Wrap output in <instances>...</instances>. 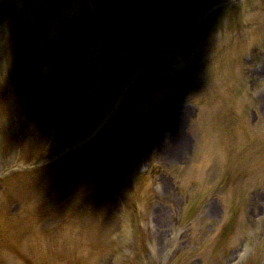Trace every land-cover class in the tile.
Listing matches in <instances>:
<instances>
[{"label":"rangeland","instance_id":"374dc122","mask_svg":"<svg viewBox=\"0 0 264 264\" xmlns=\"http://www.w3.org/2000/svg\"><path fill=\"white\" fill-rule=\"evenodd\" d=\"M212 4L213 8L220 6V9L212 14L214 17L210 21L206 18L203 24L199 23L201 12L212 10ZM2 9L6 10L4 14ZM223 17L225 21H222ZM104 18L110 19V24L104 28H96L92 23L94 19ZM42 20L44 23L38 26ZM219 26L221 28L216 30L218 38L214 40L211 31ZM188 27L193 28L190 34H200H196L200 50L193 44L188 51V56L197 57L200 66L185 74L184 82L171 83L194 93L190 98L174 99L173 95L160 90L162 71L155 69L156 74L144 75L142 85L139 83L146 97L140 109L143 117L151 104L164 106L165 116L179 112L177 128L185 125V137L189 141L193 139L195 145L189 158L183 157V162H166L160 152L162 141H166V132L155 129L152 118L150 122L138 118V128L144 120L151 126L139 144L138 151L145 155L143 166L136 161L133 164L136 175L131 181L130 196L138 209L137 235L127 239L118 237L119 227L116 225L120 218L116 193L108 181L84 178L93 185L86 183L79 197L70 192L63 200V205L79 206L85 229L82 237L88 245L89 242L93 245L96 255L92 264H231L241 247L249 242L253 247L251 264H264V222L253 221L264 210V0H0V51L4 50L0 56V86L9 85L11 75L18 83L17 88L24 90L23 94L8 102L9 111L0 109V122L15 114L17 105L29 103L31 109L37 110L38 107L43 111L62 107L67 101V86L73 73H80L76 65L82 58L92 59L94 66L91 71L89 66L83 69L87 80L84 87H89L90 74L106 75L112 84L118 77L116 66L121 68L124 63L117 55L118 48L136 54L156 33L170 31L175 35L181 28L186 33ZM27 31L36 36L40 32V36L34 41L25 37ZM23 43L31 50L26 51ZM112 43L118 46L114 51H110ZM43 47L44 51H40L39 48ZM245 47L246 54L240 57V50ZM13 48L17 49L14 51L18 57L15 53L13 57L17 67L8 72L11 66L9 52ZM61 52L67 54L60 58ZM41 53L43 61L39 60ZM57 63H64L65 67L56 70ZM211 72L215 75L210 83L214 84L210 86L212 94L205 96L195 92L203 76ZM155 75L156 81L152 79ZM170 86L173 85L168 84L167 89ZM104 88L106 90V86ZM244 91L250 104L244 108L246 118L241 116L237 122L228 101L233 97L242 98ZM139 94L140 91L136 90L131 102H138ZM0 98H3L1 91ZM110 98L107 100L106 96L102 100H107L105 105L108 106ZM202 101L206 104L212 102L214 106L203 108ZM131 102L126 99V103ZM203 114L207 116L206 138L209 143L199 150L202 131L196 125L203 121ZM133 117L135 119L138 115L134 113ZM126 126L130 128L129 124ZM228 126L235 130L234 140L223 154L216 146L213 148L210 140H218L220 130L227 134ZM2 129L0 126V171L11 165H23L15 160L18 157L15 146L18 137L13 138L14 131ZM51 130L44 150L60 151L65 143L62 135L65 126H52ZM133 136L135 142L136 131ZM57 152V155L32 163L34 168L45 167L50 159L58 157ZM251 156L256 160L247 162ZM203 165L212 173L208 168L201 170ZM39 172L44 183L42 192L44 190V195L50 197L49 181L45 172ZM16 178L15 172H10L0 180L3 213L7 217L13 215L8 212V206L17 209L16 212H21L22 207L38 208L44 211L37 218L45 216L42 221L45 228L58 227L62 214L51 212L52 204L45 197H36L32 202L25 198L14 200ZM198 208L205 210L207 218L203 228L197 230V221L194 225L193 218ZM0 224L6 227V217L0 220ZM226 226L229 233L224 236ZM60 227L64 228L67 239L69 234L62 220ZM156 235H159L158 243L156 239L151 240V236ZM170 236H173L172 240H168ZM135 237L139 238L136 245L132 244ZM70 246L75 253L85 254L83 245Z\"/></svg>","mask_w":264,"mask_h":264},{"label":"bare ground","instance_id":"6f19581e","mask_svg":"<svg viewBox=\"0 0 264 264\" xmlns=\"http://www.w3.org/2000/svg\"><path fill=\"white\" fill-rule=\"evenodd\" d=\"M69 119L71 121V123L74 125V121L73 119L70 118L69 116ZM178 121V119L175 121V123ZM26 124H33L37 129L40 128L39 124H38V121L34 118V117H31V116H25L23 118V120L20 122L19 126H18V130L20 131H26L24 129V126ZM166 127L168 128L169 125H170V122L168 120L167 123H165ZM182 129H184V126L182 125L181 126ZM175 125L173 127V133H172V137L168 138V141L165 142L164 144V147L162 148V153L161 154H164L166 152H169L171 153V156L168 157V156H164L162 159L164 161H168L170 158H173L175 157L178 162H180L182 159H183V155H182V152L183 151H186L189 146H188V141L187 139L184 137V135H177L175 132ZM48 134H46L47 136ZM46 136L44 137V139L46 138ZM25 150V149H23Z\"/></svg>","mask_w":264,"mask_h":264}]
</instances>
